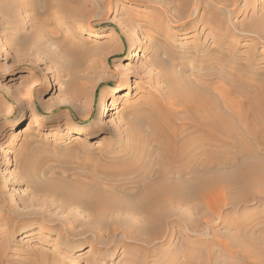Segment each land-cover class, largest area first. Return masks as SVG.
<instances>
[{
	"label": "rangeland",
	"instance_id": "rangeland-1",
	"mask_svg": "<svg viewBox=\"0 0 264 264\" xmlns=\"http://www.w3.org/2000/svg\"><path fill=\"white\" fill-rule=\"evenodd\" d=\"M69 1L81 8L58 31L57 0H0L3 263L87 264L99 249L110 255L96 259L105 264H261L254 250H264V180L255 179L264 167L253 168L264 165L263 155L252 157L258 162L238 156L220 136L221 169L188 188L185 203L174 204L152 237L142 212L129 211L136 200L127 193L130 176L159 159L147 156L150 142L136 140L138 132L152 138L149 122L188 127L181 102L203 97L204 83L230 90V74L249 72L245 84H264V0ZM77 21L87 29L70 37ZM90 31L100 36L88 40ZM72 72L83 93L66 85ZM240 92L232 94L242 100ZM22 115L29 118L17 127ZM75 127L99 137L76 139ZM95 200L117 210L98 212Z\"/></svg>",
	"mask_w": 264,
	"mask_h": 264
},
{
	"label": "bare ground",
	"instance_id": "bare-ground-1",
	"mask_svg": "<svg viewBox=\"0 0 264 264\" xmlns=\"http://www.w3.org/2000/svg\"><path fill=\"white\" fill-rule=\"evenodd\" d=\"M57 1L58 2L55 4L57 14L59 16H56V20L54 22L58 31H62L61 29L68 26L67 22L74 21L71 14L75 13L81 7L70 5L69 0ZM189 1L190 0H181V2H184L185 5H188L190 3ZM75 17L76 16H74V18ZM74 25L75 26H72L71 28L73 30L70 32H68L69 30H66L70 34V37L79 36L81 32L86 31L87 29L86 25L80 21H77ZM123 25L124 24H122V26ZM124 28L126 29V27ZM67 32L65 35H67ZM99 36L100 35L96 31H90L88 32L86 39L90 40ZM65 37H60L61 39H59L63 45L66 44ZM74 48L75 47L72 46L71 49H69L76 50ZM137 51H140V48H138ZM229 76H231L230 78L235 82V84H230L231 91L227 88H222L220 85H218V83H204L202 84L203 89L199 91V93L203 92V97H191V99H184L181 102V109L187 113L186 117L184 118V122L189 124L188 127L184 125L172 129L168 122L156 117L154 122H149V130L151 131V135H153L152 138L150 137L147 139L146 134L143 136L140 134V132L137 133V141H147L148 144L149 142L151 144L152 148L149 146L151 149H147L145 151L148 154L147 156L151 157L152 154L156 153V155L159 156V159H154V162L150 167L147 166L148 168L137 172V175L133 172L135 175L130 176V178H133V185L131 186V190H129L127 193L128 195L133 196V198L136 200L134 204H130L128 206L129 211H134L135 213L137 211L142 212V214L146 217V221L143 224L141 223V225L143 229L147 230V235L150 237L155 236L154 234H156V229L164 225V222L161 221L162 219L172 216L171 212L174 210L173 206L175 203H185V200L187 199L186 192L188 188L202 186L205 184V176H207L206 174L208 172L214 169H221V164L219 161V156L222 153L220 149V136L228 139L229 142L237 146V151L235 150V153L238 156L249 157L247 159L250 160H252V157L261 155L264 156V84L259 82V84L256 85L253 84L255 81L251 82L248 80L246 81L247 84H245V78H251L249 72L246 73L245 78L242 76V79L238 77V73H234L232 75L230 74ZM70 78V82L66 83V85L69 84V86L73 87V89L83 93L85 90L84 87L81 86L82 84L80 85L78 82L79 76L72 72L70 74ZM48 85H53L51 80H48ZM117 90V88H113L114 93L122 91ZM204 90H208L209 92L205 93ZM238 90L239 92L241 91L240 93H243L242 90L244 91V99L240 100L233 96L232 92H238ZM128 94L129 90L123 95ZM104 95L105 93L103 92L101 94L100 106L103 104L102 101ZM116 101L117 99H114L108 105L113 107ZM104 107L103 113L105 114L110 107ZM80 115L85 117L83 112H80ZM28 118V115H22L16 122L17 127H20L26 123ZM174 118L177 120L179 116L174 114ZM32 123L33 127L42 128L41 122L35 121ZM28 126H31V124H28ZM192 126L194 127V132L191 134L186 132L187 129H191ZM73 135L76 139L85 137L86 140H92L99 137V134L88 133L81 127H75L73 130ZM204 135L205 137L207 135V137L210 139L204 138ZM250 138L252 142L250 141ZM241 142L246 145L244 148L239 147V143ZM232 146L234 147V145ZM192 153H194L193 155H196L199 158H193ZM147 156L146 158H148ZM143 160L144 159H141L140 162L143 163ZM252 161L258 162L257 160ZM257 165L258 167L254 165L255 167L253 168L255 172L261 171V169L263 170V164L258 162ZM244 166L245 163H242L239 168L242 169ZM133 168L127 170L126 173H132L131 170H133ZM262 175L263 176H261L260 172H257L258 177H256L255 180H264V174ZM245 178L247 179V176ZM74 197L77 198V195H74ZM94 202L95 205L98 206V212H104L110 208L115 209L117 206V204L112 201L111 203L108 201L104 204L103 202L101 204L100 200H95ZM116 230L117 229H115V231ZM134 239L140 240V238ZM61 242L67 244L66 241ZM61 242H58V246L56 247L57 253L61 252V248H58ZM95 246L92 245L91 250H96L94 249ZM69 247L71 248L72 246ZM257 248H255L254 253L259 256L260 263L264 264V250L262 248H259L258 250ZM105 253L106 252H102L99 249L96 250V256H89L91 261L87 264H105V259L104 261L96 260L101 255L102 257L106 258L110 257L109 254ZM68 255L69 252L66 250L62 256L67 258ZM2 257L3 255L0 253V264L3 263L4 258ZM42 257V263H44L45 260L49 261V258L46 259L43 255ZM134 262L136 261H133V263ZM138 264L145 263L140 261Z\"/></svg>",
	"mask_w": 264,
	"mask_h": 264
}]
</instances>
